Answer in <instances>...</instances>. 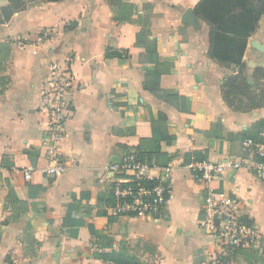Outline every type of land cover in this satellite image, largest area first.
I'll list each match as a JSON object with an SVG mask.
<instances>
[{
  "label": "crops",
  "instance_id": "crops-1",
  "mask_svg": "<svg viewBox=\"0 0 264 264\" xmlns=\"http://www.w3.org/2000/svg\"><path fill=\"white\" fill-rule=\"evenodd\" d=\"M23 1L0 24V44L10 48L0 63V80L8 81L0 85V264H110L99 257L110 251L143 264H213L215 247L200 226L207 191L184 166L195 152L238 165L211 188L239 201L263 234L264 251V181L242 147L264 141V107L223 97L230 78L264 90V13L238 66L209 57L208 27L195 10L201 0ZM187 11L193 24L184 21ZM68 58L69 118L56 146L66 173L45 176L39 95L49 64ZM128 152L170 167L169 200L158 218H120L107 209L112 174L105 168ZM27 168L29 182L20 173ZM70 206L82 226L64 224Z\"/></svg>",
  "mask_w": 264,
  "mask_h": 264
},
{
  "label": "built area",
  "instance_id": "built-area-1",
  "mask_svg": "<svg viewBox=\"0 0 264 264\" xmlns=\"http://www.w3.org/2000/svg\"><path fill=\"white\" fill-rule=\"evenodd\" d=\"M71 59L63 63L51 62L48 66L47 81L39 95V109L47 117L44 144L48 166L41 169L45 176H60L66 173V166L60 158L57 144L65 137L68 94L72 90L73 77L70 71ZM245 154L255 158L253 168L257 177L264 181V141L242 144ZM238 167L232 162L191 161L186 165L204 184L207 196L202 205L201 228L215 247L213 264H232L239 252H254L264 255L260 247L263 234L242 214L243 208L236 198H226L216 194L211 188L214 180H219L224 171ZM154 170L158 176H152ZM105 171L112 174V200L107 209L117 217L158 218L169 200L168 176L170 167L159 168L154 163L140 160L135 152H128L120 162H110ZM20 172V171H19ZM26 182L31 180L33 168L20 172Z\"/></svg>",
  "mask_w": 264,
  "mask_h": 264
},
{
  "label": "trees",
  "instance_id": "trees-1",
  "mask_svg": "<svg viewBox=\"0 0 264 264\" xmlns=\"http://www.w3.org/2000/svg\"><path fill=\"white\" fill-rule=\"evenodd\" d=\"M8 5L0 8V24L7 22L11 16L24 8L23 0H7ZM47 2H56L61 0H44ZM196 15L208 27L209 49L208 55L211 59L216 60L222 64L241 65L242 57L246 49L249 37L257 30L258 20L264 13V0H201L196 8ZM140 36H138V40ZM106 50V56L108 55ZM10 48L6 44H0V63L8 57ZM116 53V52H112ZM111 55V53H109ZM118 55V53H117ZM1 86L5 87L8 81L1 79ZM224 100L231 105L228 98L230 96L243 97L250 109H258L264 107V90L258 94L251 91L252 86L246 80L239 77L230 78L224 84ZM255 143V141L253 142ZM140 160H145L152 163L153 160L149 156L147 159L143 158L139 152H135ZM206 160L201 157L200 153H193L191 156L186 157L184 166L191 161ZM157 167H160L154 162ZM109 198L106 204L111 202L112 195L110 191ZM75 196L72 195V200ZM75 211L73 206L68 207L67 214L64 219V224L68 227H79L83 223L77 219L72 218V213ZM99 217H108L104 211L98 213ZM245 264H264L263 258H257V255L252 252H239L238 253ZM100 259L110 264H143L134 256L123 252L110 251L101 254Z\"/></svg>",
  "mask_w": 264,
  "mask_h": 264
},
{
  "label": "water",
  "instance_id": "water-1",
  "mask_svg": "<svg viewBox=\"0 0 264 264\" xmlns=\"http://www.w3.org/2000/svg\"><path fill=\"white\" fill-rule=\"evenodd\" d=\"M184 21L187 23H192L194 21V14L191 11H187L185 16H184ZM258 50H261L260 48H258ZM198 259V258H197ZM199 261V259L197 260V262Z\"/></svg>",
  "mask_w": 264,
  "mask_h": 264
},
{
  "label": "rangeland",
  "instance_id": "rangeland-1",
  "mask_svg": "<svg viewBox=\"0 0 264 264\" xmlns=\"http://www.w3.org/2000/svg\"><path fill=\"white\" fill-rule=\"evenodd\" d=\"M234 261H236L237 264H245L242 258H235Z\"/></svg>",
  "mask_w": 264,
  "mask_h": 264
}]
</instances>
